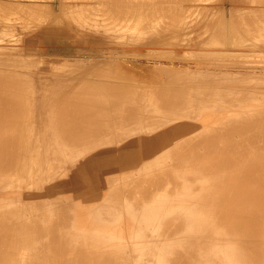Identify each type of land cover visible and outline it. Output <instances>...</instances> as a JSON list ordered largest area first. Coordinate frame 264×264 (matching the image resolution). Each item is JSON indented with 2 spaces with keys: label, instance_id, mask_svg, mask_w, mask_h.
Segmentation results:
<instances>
[{
  "label": "bare ground",
  "instance_id": "bare-ground-1",
  "mask_svg": "<svg viewBox=\"0 0 264 264\" xmlns=\"http://www.w3.org/2000/svg\"><path fill=\"white\" fill-rule=\"evenodd\" d=\"M51 3L0 0V264H264V0Z\"/></svg>",
  "mask_w": 264,
  "mask_h": 264
},
{
  "label": "rangeland",
  "instance_id": "rangeland-1",
  "mask_svg": "<svg viewBox=\"0 0 264 264\" xmlns=\"http://www.w3.org/2000/svg\"><path fill=\"white\" fill-rule=\"evenodd\" d=\"M53 0H38V3L39 2H41L42 4H44L45 2H46V4L49 2V5L47 4V8H48V12L50 11H54V8L51 10H49V8H50V5L52 6V4L53 3H51ZM37 6V5H36ZM40 6H41V8H42V6H45V4L44 5H39V7H38V9H37V7H34V9H37V10H39V8H40ZM40 8V10H42ZM32 10L35 14L37 13V11L36 10ZM39 10V11H40ZM44 10V9H43ZM42 10V11H43ZM36 11V12H35ZM38 11V12H39ZM42 11H40V12H42ZM32 12V14H34ZM47 12V13H48ZM44 13H46V10L44 11ZM46 13V15L45 14H43L44 16H45V18H44V20L46 19V16L48 15ZM35 14L34 15H31L30 17L32 18H30L29 17V19H27V24H29V21H30V19H31V21H30V23H34V21L36 20H38L37 21V23L35 22V25L37 24L38 26H39V24L41 23L40 21H42V23H44V21L43 20H40V18L39 19H33V17L32 16H35ZM39 14V13H38ZM39 16H41V13H40V15H38V17ZM44 16H41V18H43ZM36 18H38L37 17V15L35 16ZM34 20V21H33ZM33 21V22H32ZM39 23V24H38ZM1 25V24H0ZM41 25V24H40ZM43 25V24H42ZM44 25H45V23H44ZM33 26H34V24H33ZM1 27V26H0ZM23 27V26H22ZM21 27V28H22ZM40 27H42L41 29H43V27H45V26H39V27H32L31 29H28L27 28V26L25 27L26 29H24V27L20 30V32H22L23 31V33L22 34H24V33H27V32H30L31 33V35H34L35 37H34V39H36V41L35 40H33L31 43H27L26 41H24L25 40V38H26V36L29 34H26V35H20L21 37H19V39H20V42H18L19 43V47L21 48V51L20 52H18V53H22V54H24V57L25 58H29V57H33L34 58V56H35V58L36 57H38V58H41L40 59V61L42 62V64H43V62H44V66H46V67H48L47 65H46V63H51L50 64V66H51V68H53L56 64H60V65H58V66H60V67H58V66H56V67H58L56 70L57 71H60L61 69H62V67L64 68L65 66H66V62H68V63H70L71 65L73 64L72 62H74L73 60H74V58H73V60H72V55L74 56L75 55V53H78L77 51H79V50H82V48H80V46H79V44H78V39L80 38L79 36H77V34H75V33H70V34H60V36H59V34L57 35V34H55V35H53V34H46V35H48L49 36V38H48V36H46L45 37V34L43 35H41V33H39V31L41 30L40 29ZM26 30V31H25ZM37 33H38V35H37ZM73 34V35H72ZM70 35V36H69ZM52 36V37H51ZM28 37V36H27ZM58 37V38H57ZM44 38V39H43ZM64 38V39H63ZM59 40V41H58ZM26 42V43H25ZM50 44H49V43ZM48 43V44H47ZM52 43V44H51ZM56 43V44H55ZM66 43V45H64V44ZM70 45H68V44ZM24 44H28L29 46H26V45H24ZM44 44V45H43ZM46 44V45H45ZM18 45V44H17ZM23 45V46H22ZM31 45V46H30ZM35 45V46H34ZM55 45V46H54ZM121 45V44H120ZM118 45V44H116V46H114V45H112V46H114L115 48H117V50H118V48H119V50L118 51H120V47H121V49L123 48V46L121 45ZM38 46H40V48H38ZM66 46H68L69 48H67ZM91 47V45L90 44H82V47ZM119 46V47H118ZM131 46H133V44L132 45H130V47ZM41 47H42V49H41ZM50 48V49H48V48ZM134 47V46H133ZM137 46L135 45V48H136ZM46 48V49H45ZM55 50H54V49ZM111 48V47H110ZM233 48V47H232ZM232 48H230V49H228L229 51H227V50H225V54L227 53V54H232V53H234L235 52V50H236V48H235V50H233ZM29 49V50H28ZM39 49V50H38ZM54 50V51H51V50ZM62 49V50H61ZM131 49L133 50V52L135 51L134 50V48H130V52H131ZM231 49H232V51H231ZM28 50V51H27ZM50 51V52H48V51ZM69 50V51H68ZM70 50H71V52H70ZM104 50V49H103ZM61 51V52H60ZM65 51V52H64ZM75 51V52H74ZM104 51H106V49L104 50ZM103 51V52H104ZM177 51V53H179V50H176ZM40 52H42L43 54H41ZM45 52V53H44ZM48 52V53H47ZM129 52V55H120V57L118 56V59H120L122 56L123 57H125V58H122L123 59V61L122 62H124V61H126V58H127V62L128 61H131L132 60V58H134V57H129L130 55H132L131 53ZM25 53H26V55H25ZM30 53V54H29ZM33 53V54H32ZM38 53V54H37ZM105 54H107V51L106 52H104ZM103 53V54H104ZM27 54H28V56H27ZM80 54V53H79ZM78 54V55H79ZM104 54V55H105ZM128 54V53H127ZM31 55V56H30ZM34 55V56H33ZM39 55H42V56H39ZM67 55V56H66ZM55 56V57H54ZM57 56V57H56ZM58 56H59V58H58ZM61 56H63V57H61ZM69 56V57H68ZM106 57H108V55H105ZM132 56H134V55H132ZM31 57V58H32ZM54 57V58H53ZM185 58H186V60L187 61H189V62H192V59H194V57L193 56H189V55H187V56H184ZM192 58L191 60H190V58ZM130 58V59H129ZM187 58H189V59H187ZM111 59V58H110ZM109 58H106L105 59V61H108V60H110ZM115 59V58H114ZM117 59V58H116ZM116 59L114 60L115 62H116ZM125 59V60H124ZM186 60H184V61H186ZM111 61V60H110ZM119 62L121 61V59L120 60H118ZM195 61V60H194ZM65 62V63H64ZM112 62H113V60H112ZM64 63V64H63ZM67 63V67H70L69 65L70 64H68ZM124 63H126V62H124ZM52 65H54V66H52ZM62 65H65V66H62ZM56 67H54V68H56ZM61 68V69H60Z\"/></svg>",
  "mask_w": 264,
  "mask_h": 264
}]
</instances>
